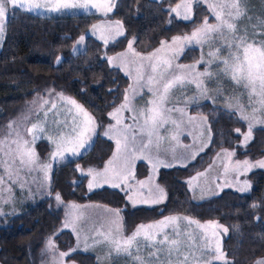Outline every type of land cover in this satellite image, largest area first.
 Listing matches in <instances>:
<instances>
[{
  "label": "snow or ice",
  "instance_id": "6c2138e0",
  "mask_svg": "<svg viewBox=\"0 0 264 264\" xmlns=\"http://www.w3.org/2000/svg\"><path fill=\"white\" fill-rule=\"evenodd\" d=\"M201 0H181L170 9L183 20L192 19L193 5ZM208 5V10L215 16V23H209L206 16L203 23L195 28L191 34L177 35L172 37L171 42L161 41L160 46L148 55H141L133 48L135 41L128 42L127 51L115 57H108L109 64L119 66L125 74L130 76L133 83L129 84L123 94V100L108 113V116L115 123L108 125L104 135L115 141V150L112 156L104 164L102 171L89 169L88 175L92 178L88 182V189L100 187L101 178L103 183H109L113 188L122 185L131 189L130 180L134 179L133 165L138 159L147 160L153 169L159 167H171L166 160L160 159V148L165 136L161 130L171 124L176 132L171 134V140L179 144V130L185 124H192L199 120L201 126L210 123L207 116L200 114L198 117L189 116L186 106L190 103L198 104L200 99H211L215 101L218 96L223 95V80L227 79L234 85L242 87L244 93L228 96L225 100V110L231 115H237L239 120L247 123L248 131L241 133L244 139L243 144L247 145L252 139L253 128L256 125H264V20L260 26H252L251 33L248 28L241 30L238 21L247 14L244 7L247 0H203ZM91 4L92 7L103 9L105 14L111 12L115 7V0H103L102 3L94 0H0V42L4 39L6 31L5 18L10 9L16 8L32 11L39 8H47L48 11L58 12L62 9L85 8ZM251 19V18H249ZM109 30L114 28V34L105 36L101 32L99 38L105 44L109 39L115 40L117 36H123V25L115 21L113 25L106 26ZM99 30L93 25V32ZM84 43V36L81 35L77 44ZM197 44L203 48L216 45L213 50L207 53L208 58L201 57L191 64L178 63L181 55L188 45ZM163 53V54H162ZM59 57L57 61L59 62ZM117 61L120 63L117 65ZM197 65H202L199 70ZM133 71L135 75L133 76ZM217 83L216 94L207 86L208 82ZM195 85L196 95L192 97L178 98L172 102L173 95L178 90H185ZM147 88L151 93L143 107L137 108L135 101L141 96L139 90ZM247 94L248 103L242 102V96ZM49 95H55L63 104H57L56 100L46 99L37 94L33 100V107L19 121H10L7 124V132L0 131V200L4 203L11 202V197L4 198L5 191L11 193L14 186L24 187L26 180L22 182L21 173L27 171H42L44 178L48 179L51 171L50 163H42L34 147L37 140L47 138L54 145L51 157H62L65 152L72 155H79L80 149H85L94 144L93 135L96 133L97 121L77 103L75 99L65 96L63 93H54L49 90ZM183 103L184 107L177 105ZM51 104V107L45 108ZM67 106L64 119H60L62 110ZM33 111H43V120L32 123L25 127L29 115ZM133 113L126 117L125 112ZM53 119L49 122V114ZM178 113L179 119L173 114ZM223 114V113H222ZM221 114V115H222ZM71 116V121L67 116ZM82 117V119H81ZM127 119L133 121L126 123ZM51 128V130H50ZM234 131L240 132L239 128ZM208 139H212V129L208 128ZM203 133H201L202 135ZM30 136L31 140L27 139ZM208 145L205 143L199 149L203 151ZM5 147L7 151H5ZM190 147V146H185ZM155 149V153L154 150ZM173 158L175 149L172 148ZM196 152L191 153L195 159ZM231 158L234 153L225 151ZM254 167L264 168V160L251 163L248 160L237 161L235 165H225V172L229 170L245 171ZM204 173H197L189 181L196 180ZM140 188H147L148 195H129L128 199L133 206L137 203L157 204L166 199L165 189L154 184L152 177L148 181H138ZM226 185L228 182H225ZM230 186V185H228ZM250 188L248 181H244L238 191L246 192ZM215 194V193H213ZM57 203H62L60 193H56ZM264 203V201H262ZM260 205L253 204L252 208ZM81 206L71 205L77 209ZM105 216L101 218L99 227H95L92 237V244L88 243V237L84 236L83 250L106 246L109 258L129 257L132 264H236L234 259H229L223 250L220 237L229 232L227 227L217 221L201 222L188 215H170L153 224H140L131 234L126 235L124 229V218L120 209L105 207ZM0 215H3L0 212ZM86 219L83 212L66 214L64 228H72L77 236V246L71 252L80 248V231L78 225ZM183 222V226H182ZM239 226H235L238 231ZM44 253H52V264H65V257L71 252L59 251L53 239L49 237L45 242ZM147 252V255L144 253ZM58 253V258L56 256ZM250 264H264V255L252 260Z\"/></svg>",
  "mask_w": 264,
  "mask_h": 264
},
{
  "label": "trees",
  "instance_id": "16d2710c",
  "mask_svg": "<svg viewBox=\"0 0 264 264\" xmlns=\"http://www.w3.org/2000/svg\"><path fill=\"white\" fill-rule=\"evenodd\" d=\"M180 1L116 0V6L105 17L42 18L17 9L11 12L0 48V125L20 114L31 96L53 90L75 99L95 118L98 136L85 155L55 168L49 196L19 215L7 220L0 218V264H40V251L49 237L60 251L70 249L73 239L61 230L64 204L68 202L100 203L120 209L126 235L139 224L170 215H188L201 222L217 221L229 229L223 237L222 247L230 260L234 259L236 264H249L264 255V171L256 170L245 176L251 183L250 192L245 195L225 190L194 203L186 188L185 181L204 170L221 149L233 151L237 160H257L264 156V129H254L252 140L242 150L238 146L240 136L234 130L239 128L241 134L245 125L225 110L208 103L188 109L190 114L208 117L212 139L190 164L158 171L156 181L166 192V201L159 206L128 209L124 195L117 190L88 193L85 178H80L75 170L77 165L100 169L113 150V144L99 134L110 122L108 113L122 102L128 80L119 70L111 68L106 58L123 51L130 39L137 38L133 48L146 54L155 50L162 40L190 34L206 16L209 23H214L201 4L193 5L191 20L171 19L168 23L169 10ZM102 20L120 21L124 35L106 46L86 38L85 50L71 55L75 41ZM57 57L62 59L55 64ZM197 59L198 51L188 49L178 62L187 64ZM14 83L27 84L28 91L8 95L6 88ZM37 149L42 157L48 152L43 144ZM134 174V179L140 180L148 175V167L137 163ZM56 193H60L62 204L56 203ZM254 203L260 206L252 208ZM237 225L238 231L235 230ZM67 260L96 264L92 256L81 253H74Z\"/></svg>",
  "mask_w": 264,
  "mask_h": 264
},
{
  "label": "rangeland",
  "instance_id": "374dc122",
  "mask_svg": "<svg viewBox=\"0 0 264 264\" xmlns=\"http://www.w3.org/2000/svg\"><path fill=\"white\" fill-rule=\"evenodd\" d=\"M152 1H161V0H152ZM198 4L203 5L207 9L210 16L213 17L215 20V16L208 10V5L206 3H204L203 0H201V2ZM244 7L247 8V14L245 16H243L237 23H238V26L241 30H243L244 28L247 27L249 32L251 33L252 26L256 25L257 28H259L260 21L264 20V0H247ZM16 9H20V8H16ZM20 10L26 11L24 9H20ZM10 11H9V13H10ZM26 12L34 14L36 16L45 17V18H60V17L64 16L65 14H67V13H62V11L51 12V11H48L47 8H39V9H34L32 11H26ZM96 12H97V14H93V15L105 17V16L109 15L112 11L105 14L103 9H99V10H96ZM9 13H8V17H9ZM249 18H251V19H249ZM171 19H175V20L182 21V22L189 21V20H183L181 18H178L175 13H170V10H169L168 23H170ZM114 22L115 21L102 20V21H99V22L93 24V25H97L99 27V30L96 31L94 34L93 25H92L88 29V31L83 35L84 36V43L83 44H77V41L79 40L80 37L75 41V43L73 44L71 51H70L71 55H77L79 53H82L85 50L86 38H92L95 41L106 46L110 43H113L118 38L122 37V36H117L115 40L109 39L107 44H105L103 39L99 38L101 32H103V34L105 36H108L110 34V31H111V34H114V28L109 30L106 27L107 25H113ZM130 40H133V39H130ZM168 42H171V40H169ZM1 45H2V43L0 44V48H1ZM215 47H216V45H213L211 47L209 45H204L203 48H201L200 45L191 44V45L187 46L186 50L196 49L198 51V59L201 57L202 54L204 55L205 59H207L208 58L207 53L210 50H213ZM127 48H128V43H127V46L125 47V49L123 51L118 52V53H116L112 56H109V57H115L120 53H124L127 51ZM153 51H151V52H153ZM151 52H149V53H151ZM149 53L141 54V55H148ZM59 58H60L59 59V62H60L62 58L61 57H59ZM106 61L111 68H115V69L119 70L121 72V74L125 78H127L128 86H129V84L133 83L132 78L130 76L126 75L125 71H122L119 66H114L112 64H109L108 57L106 58ZM59 62L56 59L55 64H57ZM119 63L120 62L117 61V65ZM187 64H191V63H187ZM197 68L201 71L203 70L202 65H197ZM134 75H135V72L133 71V76ZM207 86L212 91V94L215 95L216 90H217V83L215 81H210V82H208ZM6 89H8V91H7L8 95L22 94V93H25L28 91V85L25 83H14V84L8 85ZM139 91L141 92V96L143 97V99H141L140 97H137V99L135 101L137 108L143 107L145 102L151 98V93L148 92L147 88L141 89ZM241 93H244V89L242 87H238V86L234 85L231 81L224 79L223 80V95L218 96L215 101H213L211 99H200L198 104L190 103L186 106L187 113L189 116L198 117L199 114H190L188 112V109L193 108V107L198 108L200 105H202L204 103H208L214 107L225 110L226 98L228 96H231V95H240ZM40 95L46 99L56 100L58 106L63 104V102L59 101L55 95L50 96L49 91L44 93V94H40ZM194 95H196V88H195V85H192L190 88L185 89L183 91H181V90L176 91V93L173 95L172 102L175 103V101L178 98L192 97ZM36 98H37V94L31 96L30 99L25 101L23 110L20 112V114H17V116L12 118L11 121H14V120L19 121L25 114H28L29 109L33 107L32 102ZM242 102L244 104L248 103V97H247L246 93L242 96ZM177 106L178 107H184L183 103H181ZM49 107H51V104L45 106V108H49ZM66 108H67V106H65L64 109L62 110L60 107H58L57 111H62V115L60 116V119L65 118V115L63 114V112H66ZM0 114H1V111H0ZM124 115L126 117H131L133 115V113L126 111L124 113ZM173 116H174V118L179 119L178 113H174ZM235 116L238 118L237 115H235ZM43 118H44V112L43 111H39V112L33 111L29 115V119L24 126L30 127L32 123H36L38 120H43ZM108 118H109V116H108ZM48 119H49V122L51 123V120L53 119V116L51 113L49 114ZM67 119L70 122L71 116L70 115L67 116ZM81 119H82V117H81ZM109 120H110V124L115 123L110 118H109ZM240 121L245 125V128H246L245 131L242 133H246L248 131L247 123L242 121V120H240ZM8 123L0 125V131H2L3 133H6L7 132L6 126ZM126 123L132 124L133 121L131 119H127ZM107 127H108V125L104 127V129L101 131V133L99 135L101 138L113 143V151H114L115 150V141L112 139H109L107 136L104 135V132L107 129ZM208 128H209V125L201 126L199 120L193 122L192 124L185 123L181 127V129L179 130V144H177L176 141H173L170 138L171 134L176 132V129L171 124L167 125L165 129L161 130V135L165 136L166 139L164 140V142L162 143L161 148H160V159L166 160L172 166L171 167H159L157 169H153L151 164L147 160H142V159L136 160L134 162V165H133V169H132L133 172H135V166L137 163H143L148 167V175L141 180H135V179L130 180L129 183L131 184V189H128L123 185L119 188H113L110 186L109 183H103V178H101V185L102 186L94 188L91 191H89L88 182L92 178L87 173H88V170L92 169V168H81L80 166H76L75 169H76L77 175L80 178H85V180H86L85 181V188H86V191L88 193H91V192L96 191V190H100L102 188L117 190L124 195L125 202H126L128 209L156 207V206L163 204L166 201V199L162 203H157V204L137 203L135 206H133L132 202L128 199V196L134 195V194H139V195H143L146 197L148 195V189L147 188H140L138 183H137L138 181H148L149 177L151 176L153 183L158 184L156 179H157V173L159 170L171 169V168H182V167L188 165L189 163L193 162L196 159V157L198 155H200L204 151V149L206 148L205 147L203 149V151H199V149L203 146V144L206 143L208 145L210 143V140L208 139V135H209ZM254 129H264V125H256L253 128V130ZM50 130H51V128H50ZM201 133H203V134L201 135ZM235 134H239L240 140L238 142V146L242 150H244L245 147L250 143V141L252 139L248 141L247 145H245L242 143V141L244 139L243 135H241L240 133H238L236 131H235ZM97 136H98V128L96 126V133L93 135V141H95ZM252 138H253V136H252ZM27 139L31 140V137L28 136ZM40 144H43L44 146H46L48 148L47 155L45 156L44 159L40 158L39 152L37 150V147ZM185 146H190V147L186 148ZM32 147H34V149H35V151H36L37 155L39 156L40 161L42 163H50L52 165L51 171L48 173V179L46 180L44 178V173L42 171H39V170L33 171L31 174H28L26 170L23 171L21 173L22 182L26 180L24 187L21 188L20 186L17 185V186L13 187V190L11 193H8L5 191L4 198L7 199L10 196L11 202L4 203L2 200H0V212L3 213V215H0V217L3 218L4 220H7L8 218L16 215L17 213H21V212L25 211L26 209H28L30 206H32L38 200L49 196L50 195V178H51V174L55 170V168L60 166V165L65 164L67 162H71V161H74V160L82 157L91 149L92 146L87 147L85 149H80L79 155H72L70 153L65 152L62 157H56L55 159H53L51 157V153L54 151V145L52 143H50V141L47 138L37 140L36 143L34 145H32ZM172 148L175 149V154H174L175 158H173V152L171 151ZM5 151H7L6 147H5ZM113 151H112V153H113ZM153 151L155 153V149ZM193 151H195L197 153L195 159H192V157H191V153ZM225 151L233 152V151H230L227 149L219 150L215 154L210 165L207 166V168L204 171L200 172V173H204V175L199 176L196 180H192V186L191 187L189 185V181L192 179V177H196L197 174L185 181L186 187L190 193V197H191V200L193 202L199 203L201 201L215 197L223 190H231V191H234V192L242 194V195L248 194L250 192V189H251V183L245 178V176L248 175L249 173L253 172V171H256V170L264 171V168L254 167V168L247 170V171H245L244 168H241L239 171H236L233 169V170H229L228 172H225V165H229V167L231 169V166L235 165L237 161L242 162L244 160H248L251 163H255L256 161L264 160V156H262L261 158H259L257 160H250L248 158L237 160L234 157L235 155H233L231 158H229L225 154ZM112 153H111L110 157L112 156ZM103 168H104V165L102 168L95 169V170L102 171ZM2 171L3 170L0 169V172H2ZM216 180H220V183H217L218 181L216 182ZM245 180L248 181V183L250 185L249 190L246 192L238 191V188L243 184V182ZM226 181L228 182L227 185L225 183ZM228 185H230V186H228ZM213 193H215V194H213ZM55 196L56 195H54V197ZM73 204L81 206V207H79L77 209H73V208H71V205H73ZM104 209H105V206L98 205V204L79 205V204H76L73 202L66 203V210L64 213V221L63 222H65L66 214H68V213L83 212L85 214V217H86V219L83 222H81L80 225H78V231H80V235H81V239L79 241L80 247H84V242H83L84 236H87L89 238L88 243L90 245L92 244V237H93V234L95 231V227H99L100 223L102 222L101 218L105 216ZM121 216H122V214H121ZM153 223H155V222H153ZM153 223H150V224H153ZM93 224H95V227L93 226ZM182 226H183V222H182ZM224 235L225 234H222L220 237L221 244H222V239H223ZM77 243H78V241H77ZM44 248H45V246H44ZM42 250L40 252L41 264H52V255L53 254L52 253H44V252H42ZM82 250H83V248H82ZM88 251L91 252L92 254L94 253L96 255V259H97L98 264H132L131 259L129 257H126V256H121L119 258H114V259L109 258L108 249L106 246H97L95 248H90ZM58 255L59 254L56 253L57 258H58ZM144 255H147V252H145ZM68 264H76V263L70 262Z\"/></svg>",
  "mask_w": 264,
  "mask_h": 264
},
{
  "label": "crops",
  "instance_id": "0c3cea01",
  "mask_svg": "<svg viewBox=\"0 0 264 264\" xmlns=\"http://www.w3.org/2000/svg\"><path fill=\"white\" fill-rule=\"evenodd\" d=\"M116 1V0H115ZM94 2H97V3H102L103 2V0H94ZM203 6V5H202ZM114 8V7H113ZM11 10V9H10ZM17 10H20V9H17ZM96 10H98V9H96V8H94V7H92L91 6V4L89 5V7L87 8V9H85V8H69V9H62L61 11H62V13H67V14H65L64 16H62V17H60V18H70V17H79V16H87V15H93V14H97V12H96ZM113 10V9H112ZM207 10V9H206ZM20 11H23V10H20ZM11 12H12V10L10 11V13H9V16H10V14H11ZM23 12H26V11H23ZM27 13V12H26ZM29 14H31V13H29ZM32 15H34V14H32ZM36 16V15H35ZM95 16H97V15H95ZM209 16H210V14H209ZM38 17H40V16H38ZM211 17V16H210ZM8 14L6 15V18H5V23H6V25H7V22H8ZM42 18H45V17H42ZM211 18H213V17H211ZM214 19V18H213ZM214 22H215V20H214ZM5 35V34H4ZM3 42V41H2ZM2 42H0V44L2 43ZM127 89V88H126ZM109 119V118H108ZM110 121V120H109ZM109 124H110V122H109ZM108 124V125H109ZM107 126V125H106ZM104 129V128H103ZM112 143V142H111ZM113 144V143H112ZM38 150V149H37ZM113 151V150H112ZM218 152V151H217ZM216 152V153H217ZM47 155V154H46ZM45 155V156H46ZM40 156V155H39ZM45 156H40V158H42V159H44L45 158ZM215 156V155H214ZM214 156H213V158H214ZM212 158V159H213ZM108 160V159H107ZM106 160V161H107ZM211 162H212V160H211ZM210 162V163H211ZM190 164V163H189ZM104 165V164H103ZM210 165V164H209ZM208 165V166H209ZM78 166V165H77ZM81 167V166H80ZM103 167V166H102ZM101 167V168H102ZM81 168H83V167H81ZM207 168V167H206ZM205 168V169H206ZM204 169V170H205ZM76 170V169H75ZM204 170H202V171H204ZM202 171H200V172H202ZM54 172V171H53ZM52 172V173H53ZM200 172H198V173H200ZM77 173V172H76ZM197 174V173H196ZM196 174H194V175H196ZM193 175V176H194ZM51 177H52V174H51ZM192 177V176H191ZM191 177H189V178H191ZM145 178V177H144ZM188 178V179H189ZM143 179V178H142ZM141 180V179H140ZM218 181V182H217ZM216 182L217 183H220V180H216ZM161 186V185H160ZM187 188V187H186ZM102 189H107V188H102ZM101 190V189H100ZM110 190H112V189H110ZM187 191H188V189H187ZM223 191H225V190H223ZM50 192H51V178H50ZM222 192V191H221ZM220 192V193H221ZM234 192V191H233ZM188 193H189V191H188ZM219 193V194H220ZM236 193V192H235ZM218 194V195H219ZM239 194V193H238ZM242 195V194H241ZM245 195V194H244ZM189 196H190V193H189ZM44 198H46V197H44ZM43 199V198H42ZM42 199H40V200H42ZM54 199H55V197H54ZM190 199H191V197H190ZM210 199V198H209ZM40 200H38V201H40ZM37 201V202H38ZM55 201H56V199H55ZM205 201V200H204ZM37 202H35L32 206H34ZM193 202V201H192ZM202 202V201H201ZM56 203H57V201H56ZM74 203V202H73ZM195 203V202H194ZM200 203V202H199ZM59 204H62V203H59ZM76 204H79V203H76ZM83 204H98V205H102V206H105V207H108V206H106V205H103V204H100V203H82V204H79V205H83ZM32 206H30L29 208H31ZM28 208V209H29ZM108 208H112V207H108ZM153 208V207H152ZM28 209H26L25 211H27ZM113 209H115V208H113ZM138 209V208H137ZM65 210H66V203H65V205H64V213H65ZM25 211H23V212H25ZM23 212H21V213H23ZM21 213H17L16 215H19V214H21ZM16 215H14V216H16ZM14 216H12V217H14ZM12 217H10V218H12ZM167 217V216H166ZM1 218V217H0ZM163 218H165V217H163ZM163 218H161V219H163ZM3 219V218H2ZM9 219V218H8ZM161 219H158V220H156V221H159V220H161ZM63 221H64V217H63ZM62 221V226H61V230L62 231H64V232H67V233H69L70 235H71V237H72V239H73V245H72V247L70 248V249H68V250H66V251H62V252H71V250L73 249V248H76V246H77V236H76V233L75 232H73V230H72V228H64L63 227V225H64V222ZM156 221H154V222H156ZM204 222H208V221H204ZM150 223H153V222H148V223H144V225H148V224H150ZM140 225V224H139ZM138 226V225H137ZM136 226V227H137ZM135 227V228H136ZM134 228V229H135ZM134 229L132 230V231H134ZM131 231V232H132ZM131 232L129 233V234H131ZM128 235V234H127ZM222 241H223V239H222ZM55 243V242H54ZM56 244V243H55ZM44 248V247H43ZM82 248L83 247H80L77 251H74V252H71V254H70V256L72 255V254H74V253H81V254H87V255H90V256H92L93 258H94V260H95V262H96V264H98V262H97V259H96V255L93 253H91V252H89V251H84V250H82ZM60 251V250H59ZM41 252V251H40ZM70 262H72V263H76V262H74V261H72V260H67V257H65V264H68V263H70ZM40 264H41V260H40ZM77 264V263H76Z\"/></svg>",
  "mask_w": 264,
  "mask_h": 264
}]
</instances>
